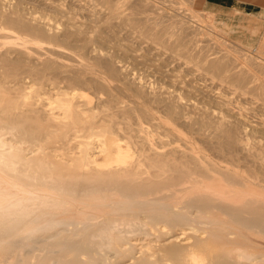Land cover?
I'll return each instance as SVG.
<instances>
[{
	"label": "bare ground",
	"instance_id": "bare-ground-1",
	"mask_svg": "<svg viewBox=\"0 0 264 264\" xmlns=\"http://www.w3.org/2000/svg\"><path fill=\"white\" fill-rule=\"evenodd\" d=\"M121 2L0 0V264H264L263 48Z\"/></svg>",
	"mask_w": 264,
	"mask_h": 264
},
{
	"label": "rangeland",
	"instance_id": "rangeland-1",
	"mask_svg": "<svg viewBox=\"0 0 264 264\" xmlns=\"http://www.w3.org/2000/svg\"><path fill=\"white\" fill-rule=\"evenodd\" d=\"M100 1L101 0H99L98 4H95V2H93L91 0H63V2L65 3V5H63V8L64 9H68V8L74 9L78 14V16L73 15L76 18L99 19L100 21L98 22V25H101V26H115V25L116 26H124V24L117 23V22H115L113 24L107 23V22H105V19L110 18V19H114V20H119L122 18V16H121L122 14L116 12L115 15H113L114 11H122V10L124 11V8H125V11L129 12V10H131L133 8L132 7H126V6L122 7L121 0H116V2L119 5L117 3H115V0H114V3L112 6L110 5V8L107 7V3H105L103 0L101 2ZM123 1L127 2L128 0H123ZM133 1H137V0H133ZM154 1H159L158 3L156 2L157 7H155L153 5L151 7L149 6L150 9L146 7L147 8V12L145 11L146 13L144 11L143 12L141 11L142 13L139 12V14L137 13L136 15L140 18L145 16L144 17L145 19H148V17H149L152 20H154L156 18L159 19L158 18L159 15H161V16H159L160 18L162 17L164 19L166 18L167 15H169L168 17H171L170 20H169V18H166L165 21H164V19L162 21L161 20L162 18H161V19H159V21L161 20L164 25H167V24L171 25L172 24L173 26H176L178 24L181 27L188 26L191 28V26H193L192 28H197V27H200L201 29L205 28L203 30L208 31L209 33H207L206 35L201 34V36H200L201 40L203 39V41H204V42L202 41V43L203 44L207 43L208 45L211 43V44H213V47L217 46V48L216 47L214 48L215 50H221L218 48H222L218 45L219 41H225V43H227V46H229L228 44L233 46L231 48H235V47L237 48L238 45H239V47L240 46L243 48L245 47L246 50H245V48L243 49L244 53H248L251 55L254 54V52L256 51L257 48H263V50H264V47H262L263 46L262 42L264 40V14H256V15L239 14V13L232 11L231 8H226V7L218 8V10H216V8L211 7L210 4H208L206 2V0H183V3H182V0H167V1L166 0H162V1L161 0H154ZM162 2H164V3H162ZM159 4H160L161 8L159 7ZM79 7H80V9H79ZM128 8H129V10H126ZM175 8H176V10L178 9V11L181 14H182V12L185 13L186 16H188V14L191 13V10L192 11L196 10L199 13V17H194L193 21H190V22L186 21L183 23L182 19L185 18V15H181L180 13H178V15H180V17L178 15L176 17L175 12H177V11L175 10ZM141 9H143V7H141ZM110 11H112V12H110ZM170 13H172V14H170ZM173 13L175 14V16ZM140 14H143V15H140ZM209 14H210V16H212L211 18L208 17ZM189 16H190V14H189ZM208 18H209V20H211V22L208 21ZM175 20H181V21L179 23H175V22H173ZM95 23L96 22H93L90 24L95 25ZM181 23H182V25H181ZM209 23L213 24V26ZM195 26H197V27H195ZM122 31L127 32L129 30H122ZM200 43H201V41H200ZM141 45L146 47L149 45V43L142 41ZM260 45H261V47H260ZM210 47H211V45H210ZM252 51H254V52H252ZM222 52H224V51H222ZM169 54H170L169 52L163 53V55H165L167 57H169ZM261 55L264 56V54H261ZM139 59L140 60H138V62H136L134 64V68H135L134 71L137 73L142 72V74L149 76L150 78L155 77L157 75V73L154 71V68H155L154 63H151V62L146 63L143 61L144 60L143 58H139ZM182 67L186 70L189 69V66L187 64H182ZM194 73H196V71L192 72V69H191V71H186L185 77L189 78V77L193 76ZM169 81H170V79H169Z\"/></svg>",
	"mask_w": 264,
	"mask_h": 264
},
{
	"label": "crops",
	"instance_id": "crops-1",
	"mask_svg": "<svg viewBox=\"0 0 264 264\" xmlns=\"http://www.w3.org/2000/svg\"><path fill=\"white\" fill-rule=\"evenodd\" d=\"M206 2L216 10L226 7L239 14H264V0H206Z\"/></svg>",
	"mask_w": 264,
	"mask_h": 264
}]
</instances>
